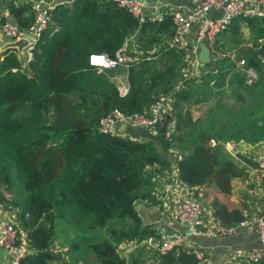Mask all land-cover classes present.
<instances>
[{
    "label": "trees",
    "instance_id": "16d2710c",
    "mask_svg": "<svg viewBox=\"0 0 264 264\" xmlns=\"http://www.w3.org/2000/svg\"><path fill=\"white\" fill-rule=\"evenodd\" d=\"M3 7L9 9V19L19 27L31 23L28 2L0 0V13ZM4 20L0 15V21ZM240 21L248 23L254 40H264V17L239 16L219 32L221 38L216 43L239 32ZM197 26L196 22L192 28ZM173 31L171 14L161 21L139 23L114 0H65L51 10V21L31 48L30 58L15 47L0 52V202L17 208L19 226L29 230L33 251L23 258L24 264L55 260L50 244L59 224L65 227L68 251L76 263L125 264L117 242L154 233L147 225L142 226L135 203L139 199L156 200L151 186L155 168L151 166L169 163L166 148L172 141L182 145L188 142L184 149L189 152L177 159V169L179 177L192 186L213 178L217 188L226 192L231 179L241 173L233 156L223 151L221 141L261 139L260 129H254L261 122L243 107H251L252 99L240 101L242 109L237 112L221 99L212 100L202 116H194L188 107L182 109L184 101L193 95L191 101L196 103L215 99L213 88L223 85L234 67L232 61L218 70L210 60L209 71H217L214 85L201 82L191 89L176 90L172 107L176 121L168 138L161 130L148 140L98 129L99 117L111 109L140 112L175 89V64L182 62L181 53V62L178 56L174 59L172 47H161L147 57L161 36ZM131 34L136 36L142 54L127 67L128 91L120 95L112 77L120 65L97 71L88 56L92 52L113 56ZM125 48L132 53L129 45ZM261 52L264 47L249 49L245 58V65L258 72L254 83L244 84L243 72L239 71L229 77L228 81L236 84L234 99H241L240 93L256 99L264 89ZM216 112L220 117L214 116ZM212 137L215 143L209 141ZM4 190L13 196L5 198ZM211 206L224 225L244 217L239 209L215 198ZM158 259L159 264H197L195 254L186 251L169 250Z\"/></svg>",
    "mask_w": 264,
    "mask_h": 264
},
{
    "label": "built area",
    "instance_id": "2783aa9c",
    "mask_svg": "<svg viewBox=\"0 0 264 264\" xmlns=\"http://www.w3.org/2000/svg\"><path fill=\"white\" fill-rule=\"evenodd\" d=\"M17 1L28 2L30 4L33 15L32 21L27 27L21 28L9 19V9L3 7L0 15L5 16V20L3 22L0 21V40L2 36L8 37L7 40L25 37L29 43L25 47V50L28 56H30L31 48L41 37L43 31L51 21V10L57 3L65 0ZM114 1L118 6L130 11L138 19L139 23L161 21L165 16L159 10L158 4L152 5L157 10L156 13L148 12L145 0ZM211 8L220 10V15L218 17H209L206 12ZM170 14L174 24L173 33L162 35L157 47L149 49L147 57L150 58L154 50H159L161 47H172L176 52L181 53L182 62L179 64L178 69L181 76L177 77L174 82V88L180 81H183L180 83H187L194 75H200L197 62L199 42L204 41V39L208 40L207 45L210 49L211 60L214 61V69L227 64L226 59L230 57L235 65L242 70L245 84L251 85L257 79V71L253 66L245 65L246 59L242 54H237L235 50H227L222 45H218L219 43L217 44L215 40L219 32L230 26L234 19L239 16L263 17L264 0H196L195 5L190 8L183 9L181 5L174 6ZM196 22L198 26L194 32L193 39L191 42H188L186 36ZM141 54L142 52L140 51V54L130 56L124 51V44H122V46H119L115 50L113 56L108 55L106 52L90 53L88 62L100 69L118 65L129 66ZM118 91L120 95L126 94L128 91L127 84L125 82L121 85L118 84ZM167 94L160 95L159 98L151 102L148 107L140 112L125 113L119 108L111 109L99 117V131L106 134L123 136L124 130L122 131V129L129 125L153 128L162 116L164 117L166 114H169L170 117L165 130L166 137H169L174 128L176 118L172 112L171 95L168 96ZM124 123L126 127L120 129V125ZM210 140L211 143L216 142L213 137ZM177 179L180 180L178 176ZM261 189L263 191L262 201L254 213H250L247 216L244 215L241 220L234 224L224 225L221 223L219 228L222 233H229L234 232L238 226L252 227L258 234L259 247L253 250L233 247L226 253L220 264H245L260 260L264 261V179ZM174 208L175 220L190 226L193 235L197 236L203 233L217 234L214 229L206 230L203 228L204 209L194 191L184 194L176 200ZM18 225L13 218L0 216V248H4L9 253L8 259L0 264H24L22 262L23 258L33 250L29 237L24 234ZM154 230L156 232L142 235L139 238L135 237L131 241L140 249L146 250L157 258L159 254L169 250H173L175 253L186 251L195 254L197 264H213V260L207 251L192 247L189 244V238L186 234L181 232L168 234L163 232L159 226H156Z\"/></svg>",
    "mask_w": 264,
    "mask_h": 264
},
{
    "label": "crops",
    "instance_id": "0c3cea01",
    "mask_svg": "<svg viewBox=\"0 0 264 264\" xmlns=\"http://www.w3.org/2000/svg\"><path fill=\"white\" fill-rule=\"evenodd\" d=\"M147 4V11L156 13L157 10L152 7L153 4H158V8L165 15L170 14L172 8L177 5H181L183 9L193 7L196 0H145ZM209 17H218L220 10L211 8L207 10ZM240 26V24H239ZM240 28V27H239ZM195 30L192 28L187 34L186 40L191 42L194 36ZM136 36L131 34L124 45V51L130 56L140 54L137 43L135 41ZM263 40L262 38H258ZM161 41V39H160ZM130 46V53L125 47ZM198 68H200L198 66ZM126 82V81H124ZM160 123L158 122L154 128L159 131ZM154 128H150L155 130ZM145 126H133L129 125L123 128V136H127L133 139H148L146 131L149 134L157 135L158 131H152ZM262 134V133H261ZM260 134L258 141L249 142H233V141H221L223 144V151L229 152L233 159L236 160L242 171L239 175L234 176L231 179V187L228 191L223 192L217 188L215 180L213 178L207 180L203 185L190 186V184L184 182L180 177L177 169V159L182 157L189 151L184 149L187 143L177 144L173 142L167 149V158L169 163L155 164L151 168H155L151 176L152 193L156 200L139 199L135 203L137 212L142 219V226L147 225L148 229L156 232L155 227L159 226L160 229L168 234L181 232L186 234L189 238V244L192 247L204 249L209 253L213 260V264H220L226 253L233 247H241L245 250H253L259 247L258 234L252 227L238 226L234 232L222 233L219 230L220 220L213 214V208L211 201L215 198L221 202H224L229 208L239 209L245 216L250 213H254L257 210V206L262 201L263 191L261 189L264 179V137ZM165 138L166 137L165 135ZM214 138V137H213ZM216 138H214L215 141ZM211 141V140H209ZM234 150V151H233ZM224 151V152H225ZM263 153V155L261 154ZM177 176L180 178L177 179ZM194 191L196 197L204 209V229H214L217 234H198L197 236L192 234L190 226L185 223H180L174 218L175 202L184 194H189ZM9 210V212L7 211ZM0 216L13 218L17 224L18 222V210L7 205L0 209ZM19 226V225H18ZM19 228L28 237V229L23 227ZM56 239V240H55ZM132 239L121 240L117 242L116 248L121 256L125 259V264H159V259L147 252L144 249H140L134 244ZM58 236L54 234V240L50 244V249L55 254L56 251L63 255L62 264H83L81 260L77 263L72 259L69 253H63L66 250L68 244L65 240L63 244H59ZM33 248V247H32ZM3 249L2 259L0 263L6 261L9 257V253ZM33 250H31L32 252ZM88 262L93 263V260L87 258ZM49 264H59L57 260L48 261ZM243 264V263H241ZM246 264V263H245Z\"/></svg>",
    "mask_w": 264,
    "mask_h": 264
},
{
    "label": "rangeland",
    "instance_id": "374dc122",
    "mask_svg": "<svg viewBox=\"0 0 264 264\" xmlns=\"http://www.w3.org/2000/svg\"><path fill=\"white\" fill-rule=\"evenodd\" d=\"M239 24H240L239 32H236L234 35H231V38H228V36H224V38L227 39V40L226 41L223 40L224 42L220 41L222 43H219L218 45H222L227 50H235V52L237 54L240 53L243 56H245V58H246L247 57V50H249V49H251L252 51L261 50L264 47V40H261V39L254 40V35L255 34H253L250 31L247 22L240 21ZM217 38H221L220 34L216 37V39ZM7 39H8V37L2 36L1 40H0V43L3 42V41H6ZM236 40H238V42H236ZM135 41L137 43V38L135 39ZM3 45L4 44H0V52L2 51ZM137 46H138V43H137ZM23 50H24L23 51L24 54L27 53L25 48H23ZM259 54H260L259 56H260V58H261V60L263 62V67H264V53L261 52ZM27 56H28V53H27ZM177 56H178V58H180V62H181V56L179 55V52H175L174 59ZM30 57L31 56H28V58H30ZM231 61L234 63L232 58L228 57L226 59V63L227 64H230ZM197 62H198V65L200 67L199 68L200 75L199 74L198 75H194L192 78H190L188 80L187 83H180V82H183V81H180L179 83H177L175 89L167 94L168 96L171 95V105H172V107H174L173 101H174V95H175L176 90L184 89V88L191 89V88H193L195 86V84H197V83L200 84L201 82H203L204 84L209 82L210 85L211 84L214 85L215 81L218 79V78H216L214 76L217 71L216 72L213 71V73H211L209 71V70H211L209 68L210 67V62L206 63L204 68L201 67L202 64L199 62V60ZM211 62H212V60H211ZM225 66L226 65H221L217 69L219 70L220 68H223ZM127 67L128 66H126V65H121L119 67L120 69L119 68L116 69V71L114 72V75L112 76L114 78V80L119 85L123 84V82L126 81L125 78H126V73H127V71H126ZM175 67L177 69H179V64H175ZM96 70L100 71L102 69L96 68ZM234 71H239L240 73L242 72V70L239 67H237L235 65V63H234V67H232V70L227 74L226 80L223 83V85L215 86V88H213L214 95L216 96L215 99L206 98L209 101V103H207V102H205L203 100L196 103V102H192L191 101L195 97V95H193L192 98L184 101V103L182 104V107H183L182 109L185 110L188 107V110H191V112L193 113L194 116H200V115L202 116L207 111L206 109L212 105V100L215 101V100L221 99L226 104V106H228L229 108H232L235 112H237L238 109H242V107H241L242 104L239 103L240 101H242V100L249 101L250 99H252L251 107H245V106H243V107L245 109L248 108L247 109L248 111L253 112V114L255 116V119L261 122V124L257 125V128H254V129L257 130L256 132H258L259 129H260L261 133L264 134V89H260L259 94L257 95L258 98H256V99H255V97H254V99H253V97H247V95H245L244 93H240V95L242 96L241 99H239V100L234 99V97L232 95V89H233V87L236 84H235V82L228 81L229 77L233 74ZM180 76H181L180 73L177 71V76L175 77V79L177 77H180ZM257 78H258V72H257ZM217 93H219V94L217 95ZM255 103H256V105H255ZM172 111H173V108H172ZM214 116L215 117H220L218 112L214 113ZM148 129H150V128H148ZM150 130H152V129H150ZM155 130L158 131L157 129H155ZM158 135H159V133H158ZM161 136H163V134H161ZM149 138L154 139V138H156V136H154V135L150 136L149 135ZM149 138H148V140H149ZM0 189H1V187H0ZM4 191H5L4 192L5 198H10V197L13 196L11 191H8V190H4ZM4 206L5 205H3V203L0 202V209L4 208ZM7 211L9 212V210H7ZM18 214H19V212H18ZM55 233L57 234L58 240L60 241L61 244H63L62 243L63 240L67 241L66 240V234H65L66 230H65V227L62 224H59V225H57L55 227L54 234ZM66 248H67L66 250L62 251L63 253H67L68 247L66 246ZM2 255H3V249L0 248V260L2 259ZM62 258H64V257L61 254V251L60 252L56 251L54 259L57 260L59 264H62L64 262Z\"/></svg>",
    "mask_w": 264,
    "mask_h": 264
},
{
    "label": "water",
    "instance_id": "95a60500",
    "mask_svg": "<svg viewBox=\"0 0 264 264\" xmlns=\"http://www.w3.org/2000/svg\"><path fill=\"white\" fill-rule=\"evenodd\" d=\"M3 44L4 45H3L2 50L4 48H7V47H15L19 53H23V51H24L23 48H25L29 43L25 37H20V38L15 39V40H9ZM198 60L202 64L201 65L202 68H204L206 63L210 62V60H211L210 49H209L207 43L204 41L199 42ZM169 117H170L169 114H166L164 117L162 116L160 118L159 123L161 125L159 127V130H161V132L163 134H165L166 124H167ZM125 125H126L125 123L121 124L120 129H122V127H126ZM122 131H123V129H122ZM261 154L263 155L262 152H261Z\"/></svg>",
    "mask_w": 264,
    "mask_h": 264
},
{
    "label": "clouds",
    "instance_id": "9594fccd",
    "mask_svg": "<svg viewBox=\"0 0 264 264\" xmlns=\"http://www.w3.org/2000/svg\"><path fill=\"white\" fill-rule=\"evenodd\" d=\"M258 17H259V16H258ZM263 17H264V16H263ZM234 20H235V19H234ZM217 36H218V35H217ZM217 36H216V37H217ZM14 40H15V39H14ZM7 41H9V40H7ZM7 41H6V42H7ZM4 43H5V42H4ZM244 57H245V56H244ZM255 70H256V69H255ZM165 130H166V129H165ZM128 240H129V239H128Z\"/></svg>",
    "mask_w": 264,
    "mask_h": 264
},
{
    "label": "snow or ice",
    "instance_id": "6c2138e0",
    "mask_svg": "<svg viewBox=\"0 0 264 264\" xmlns=\"http://www.w3.org/2000/svg\"><path fill=\"white\" fill-rule=\"evenodd\" d=\"M99 62H102V61H99Z\"/></svg>",
    "mask_w": 264,
    "mask_h": 264
}]
</instances>
